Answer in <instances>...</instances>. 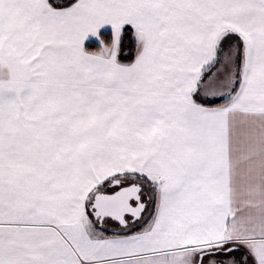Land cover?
I'll return each instance as SVG.
<instances>
[{"label":"snow or ice","instance_id":"obj_1","mask_svg":"<svg viewBox=\"0 0 264 264\" xmlns=\"http://www.w3.org/2000/svg\"><path fill=\"white\" fill-rule=\"evenodd\" d=\"M0 264H264V0H0Z\"/></svg>","mask_w":264,"mask_h":264}]
</instances>
